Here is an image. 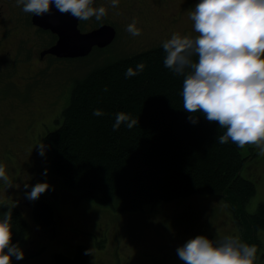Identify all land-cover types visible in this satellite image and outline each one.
Masks as SVG:
<instances>
[{"label":"trees","instance_id":"trees-1","mask_svg":"<svg viewBox=\"0 0 264 264\" xmlns=\"http://www.w3.org/2000/svg\"><path fill=\"white\" fill-rule=\"evenodd\" d=\"M165 55L162 46L155 47L110 60L83 77L73 76L62 123L47 131L43 141L52 153L51 168L67 188L118 211L155 208L195 194L220 197L232 212L241 239L257 247L256 264H264L258 238V231L264 230V204L254 213L247 211L257 190L254 182L241 175L255 152L246 157L244 148L218 143L216 138L224 129L201 113L195 114L198 123L191 122L183 110V77L164 66ZM138 63L145 64L144 70L126 78V69ZM96 109L103 115L94 116ZM121 111L138 123L132 129L121 125L113 131ZM13 177L18 179L17 174ZM9 208L12 242L19 244L29 225L17 206L0 204V212ZM33 214L40 228L57 224L55 209L45 198L36 202ZM87 250L80 244L74 256L55 252L53 264H89Z\"/></svg>","mask_w":264,"mask_h":264},{"label":"rangeland","instance_id":"rangeland-1","mask_svg":"<svg viewBox=\"0 0 264 264\" xmlns=\"http://www.w3.org/2000/svg\"><path fill=\"white\" fill-rule=\"evenodd\" d=\"M47 41L48 38L43 39V42ZM37 43L32 44L29 50L31 62L19 65L0 62V133L15 129L13 134L19 136L17 147H24L25 150L30 149L25 118L35 107L33 99L54 100L55 93H59L51 113L34 110L38 112L34 114L38 117L33 121L35 135L39 143H44L47 131L55 130L62 123V112L71 95L72 86L68 83L73 79L72 75L75 73L74 77H83L88 70L107 61L104 57L96 58V53H93L87 58L61 61L58 67H46L36 56L42 40ZM66 66L72 70L68 72ZM27 75L29 79L24 80ZM15 118L19 124L17 130L13 122ZM4 140L5 136L0 135V142ZM33 148L39 155V145ZM252 152L255 155L247 159L241 171L244 178L256 184V194L247 204L249 213H254L261 203L264 204V156L259 155L253 146H246L243 150L246 157ZM8 155L0 151V160L4 165ZM51 160L52 153L45 146V155H39L37 168L32 171L27 166L31 172L29 176L21 174L19 180L12 181L11 187L0 182V200L3 199L0 204L10 202L17 206L29 225L26 238L19 243L25 257L23 260L13 257L12 264H53L55 252L74 256L75 248L80 244L94 249L89 264H184L177 255V249L197 235L215 240L229 235L241 237L232 212L220 197L195 194V197L155 208L145 206L137 211H118L67 188L53 172ZM17 171L18 167L14 165L11 177L18 175ZM39 182L50 184V188L39 197L45 198L55 209L57 224L50 228H40L34 222L33 209L39 199L30 201L26 198V193ZM26 184L28 188H25ZM258 238L262 243L260 251L264 252V230L258 231ZM261 258L264 259V255Z\"/></svg>","mask_w":264,"mask_h":264},{"label":"clouds","instance_id":"clouds-1","mask_svg":"<svg viewBox=\"0 0 264 264\" xmlns=\"http://www.w3.org/2000/svg\"><path fill=\"white\" fill-rule=\"evenodd\" d=\"M119 3L107 0V6H95V0H16L23 12L34 16L50 14L54 7L78 21L95 18L97 22L108 15L109 7L116 9ZM188 18L193 22L195 37L176 32L162 43L164 66L183 77V110L194 124L199 122L195 114L201 113L224 129L216 138L218 143L231 142L241 149L253 146L264 156V0H199ZM137 23L134 18L126 27L132 36L142 33ZM144 68V63L129 67L125 77H134ZM93 115L101 116L103 111L96 109ZM137 123L130 113L121 111L112 128L117 131L125 125L132 129ZM39 155H45L43 143ZM0 180L13 186L2 163ZM49 188L47 182L36 183L26 198L35 201ZM12 221L11 208L0 212V264H12L13 257H25L20 245L12 242ZM257 251L255 245L238 235L218 240L197 235L179 247L177 255L184 264H256ZM93 253L90 249L85 255Z\"/></svg>","mask_w":264,"mask_h":264},{"label":"flooded vegetation","instance_id":"flooded-vegetation-1","mask_svg":"<svg viewBox=\"0 0 264 264\" xmlns=\"http://www.w3.org/2000/svg\"><path fill=\"white\" fill-rule=\"evenodd\" d=\"M198 2L199 0H120L118 8H108V15L102 21L97 22L95 18L89 21H78V27L83 33L104 25L112 26L115 29L114 40L105 47H93L88 56L93 53H103L102 56L132 55L161 46L163 41L170 39L171 35L176 32L195 37L197 33L194 31L193 22L188 18V12L194 9ZM101 4L107 6V0H95V6ZM134 18L138 21L137 27L142 30L140 36H132L126 31L127 25ZM44 38H48V41L40 44L38 58L43 61L45 66H49V60L52 61L51 66H57L61 61L69 60L50 53L41 55L42 51L56 43L58 34L51 29H45L35 24L34 15L23 12L22 7L17 6L16 0H0V61L11 62L14 65L31 62L29 48L35 41ZM29 77L25 76L24 80H28ZM58 95V92L55 93L54 100H39L37 97L33 99L35 107L29 117L25 118V130L30 135V137L27 136L30 142L29 150L17 147L19 136L17 133L13 134L15 129L13 131L6 129L5 134L0 133L5 136V140L0 142V151L10 154L6 156L5 162L6 172L10 179L11 169L14 165L19 170L17 171L18 180L21 174L23 176L31 174L27 170L28 165L32 171L37 168L39 157L33 147H38L41 143L38 142L39 138H36L35 135L36 128L33 121L35 117H38L34 114L38 112H34V110L42 109V113H46V111L51 113L53 104L58 100ZM13 122L17 130L18 120L15 118ZM0 163L3 164V160H0Z\"/></svg>","mask_w":264,"mask_h":264},{"label":"water","instance_id":"water-1","mask_svg":"<svg viewBox=\"0 0 264 264\" xmlns=\"http://www.w3.org/2000/svg\"><path fill=\"white\" fill-rule=\"evenodd\" d=\"M68 17L70 15H62L53 7L50 14L39 16L36 20L38 25L53 28L59 34L57 44L52 46L49 52L60 57L85 56L95 45L104 46L113 38V29L106 26L83 34L77 27V21L70 20Z\"/></svg>","mask_w":264,"mask_h":264},{"label":"bare ground","instance_id":"bare-ground-1","mask_svg":"<svg viewBox=\"0 0 264 264\" xmlns=\"http://www.w3.org/2000/svg\"><path fill=\"white\" fill-rule=\"evenodd\" d=\"M94 221V220H93ZM95 222V221H94Z\"/></svg>","mask_w":264,"mask_h":264}]
</instances>
